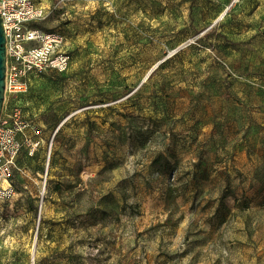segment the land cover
<instances>
[{
    "label": "rangeland",
    "instance_id": "1",
    "mask_svg": "<svg viewBox=\"0 0 264 264\" xmlns=\"http://www.w3.org/2000/svg\"><path fill=\"white\" fill-rule=\"evenodd\" d=\"M47 1L0 264H264V0Z\"/></svg>",
    "mask_w": 264,
    "mask_h": 264
},
{
    "label": "built area",
    "instance_id": "2",
    "mask_svg": "<svg viewBox=\"0 0 264 264\" xmlns=\"http://www.w3.org/2000/svg\"><path fill=\"white\" fill-rule=\"evenodd\" d=\"M57 1L64 5L69 0ZM231 7L230 4L226 10ZM0 16L6 52L5 99L0 118V194L4 195L12 187L2 183L9 182V170L16 167L21 150L16 139L22 130L20 113L15 112L17 97L27 91L31 77L66 71L71 57L64 49L62 32L36 27L45 13L34 0H0ZM8 99L14 109L6 112Z\"/></svg>",
    "mask_w": 264,
    "mask_h": 264
},
{
    "label": "trees",
    "instance_id": "3",
    "mask_svg": "<svg viewBox=\"0 0 264 264\" xmlns=\"http://www.w3.org/2000/svg\"><path fill=\"white\" fill-rule=\"evenodd\" d=\"M161 163H163V164L161 165ZM150 168L153 171H155L157 175H165L168 172H170L171 164L169 163L168 159L163 154H158L153 158V160L150 164ZM177 196H178L177 189L170 187L166 193V196H165V204H166L165 207H166V209H168L169 206L175 204V199L177 198ZM169 218L170 217H168V219L165 221L166 225L173 224L169 220Z\"/></svg>",
    "mask_w": 264,
    "mask_h": 264
},
{
    "label": "water",
    "instance_id": "4",
    "mask_svg": "<svg viewBox=\"0 0 264 264\" xmlns=\"http://www.w3.org/2000/svg\"><path fill=\"white\" fill-rule=\"evenodd\" d=\"M5 72H6V52L4 42V31L2 18L0 16V118L2 115L5 99ZM149 75V74H148Z\"/></svg>",
    "mask_w": 264,
    "mask_h": 264
},
{
    "label": "crops",
    "instance_id": "5",
    "mask_svg": "<svg viewBox=\"0 0 264 264\" xmlns=\"http://www.w3.org/2000/svg\"><path fill=\"white\" fill-rule=\"evenodd\" d=\"M40 1V0H39ZM35 2H36V0H35ZM37 2H38V0H37ZM36 2V3H37ZM39 3V4H38ZM37 4L41 7V8H43V9H45V8H49V2L47 1V0H41L40 2H38ZM64 6V5H63ZM53 10H55V9H53ZM155 233H156V231H155ZM155 233H153V234H155Z\"/></svg>",
    "mask_w": 264,
    "mask_h": 264
},
{
    "label": "bare ground",
    "instance_id": "6",
    "mask_svg": "<svg viewBox=\"0 0 264 264\" xmlns=\"http://www.w3.org/2000/svg\"><path fill=\"white\" fill-rule=\"evenodd\" d=\"M35 147H36V145L34 144V145H33V149H34ZM2 185H3L4 187H6V186H9L10 183H9L7 180H6V181L4 180L3 183H2ZM34 256H35V255L33 254V256H32L33 261H34Z\"/></svg>",
    "mask_w": 264,
    "mask_h": 264
}]
</instances>
